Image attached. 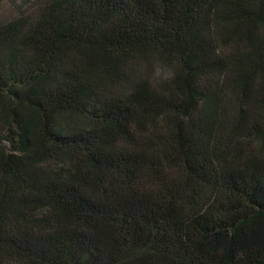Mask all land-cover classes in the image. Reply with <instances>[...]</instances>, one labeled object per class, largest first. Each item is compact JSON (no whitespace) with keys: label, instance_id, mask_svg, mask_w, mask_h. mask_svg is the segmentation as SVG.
Here are the masks:
<instances>
[{"label":"trees","instance_id":"trees-1","mask_svg":"<svg viewBox=\"0 0 264 264\" xmlns=\"http://www.w3.org/2000/svg\"><path fill=\"white\" fill-rule=\"evenodd\" d=\"M1 6L0 264H264V0Z\"/></svg>","mask_w":264,"mask_h":264},{"label":"rangeland","instance_id":"rangeland-1","mask_svg":"<svg viewBox=\"0 0 264 264\" xmlns=\"http://www.w3.org/2000/svg\"><path fill=\"white\" fill-rule=\"evenodd\" d=\"M2 6H4V5H2ZM3 9H4V7L0 8V16H3V13H5V11H6V10H3Z\"/></svg>","mask_w":264,"mask_h":264}]
</instances>
